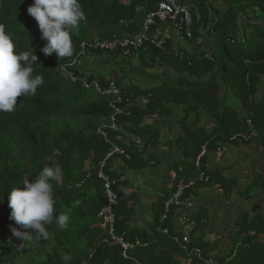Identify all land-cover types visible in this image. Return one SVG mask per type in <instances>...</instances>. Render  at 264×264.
I'll use <instances>...</instances> for the list:
<instances>
[{
	"label": "trees",
	"instance_id": "16d2710c",
	"mask_svg": "<svg viewBox=\"0 0 264 264\" xmlns=\"http://www.w3.org/2000/svg\"><path fill=\"white\" fill-rule=\"evenodd\" d=\"M221 1L227 6L223 11L215 7V0L191 1L199 7V15L197 9L194 12V36L201 26L209 29V37L215 39L213 59L205 57V51L201 54L176 53L170 45L160 49L147 43L137 51L144 60L141 68L166 63L179 72V77L175 81H159L147 89L133 87L127 92L126 98L137 93L148 96L149 101L146 106L132 107L131 115L119 117L121 133L146 134L145 127L140 125L148 114L169 115L173 112L169 105H185L186 116L203 108L216 122L210 133L202 130L197 122L190 126L197 131L195 134L188 130V138L192 136L196 140L191 154L195 159L203 143L207 142L210 150L215 149L219 142H237L242 136L252 135L253 130L264 142V94L258 98L264 79V0ZM80 2L87 21L81 22L78 32L73 33V55L60 59L55 52L45 55L42 51L47 41L41 38L37 21L28 13L34 0H0V24L5 25L6 31L12 35L18 52L35 51L38 60L33 65V74L44 78V84L38 87L35 95L17 97L14 111L0 113V260L12 261L11 255L15 254L20 259L19 264H65L62 257L68 254L71 260L67 264H179L175 255H184L187 249L193 256L192 264H205L207 244H194L191 239V245H188L183 236L173 232L174 207L167 219L161 220L165 199L160 202V211L155 214L150 229L130 227L135 208L129 204L137 198L129 191L134 180L111 170L116 157L107 159L103 167V172L115 181L114 189L121 196L114 207L117 217L115 233L124 235L131 243L139 239L142 244L134 245L127 251L128 258L124 257L122 246L111 242L107 229L101 226L100 212L108 199L99 172L111 145L97 130L107 121L112 110L106 96L85 88L81 78L73 81L65 77L62 66L79 55L85 42L136 33L159 0ZM139 7L142 10L139 11ZM96 53L122 57L120 51ZM79 68L70 70L77 76L84 75ZM107 83L103 80L104 85ZM223 84L227 92L219 96ZM230 93L246 109L245 117H240L235 104L228 101ZM198 130L203 132L202 135ZM151 133L156 136V131ZM118 135L119 132H110V140L124 147ZM125 147L130 158L123 163L131 170H141L157 162L153 157L145 158L136 146ZM45 166L59 169V184L54 182L56 214L62 208L71 209L67 228L59 230L55 224L47 225L46 238L39 237L31 228L16 225L10 218L9 207L12 188L24 187L23 178L27 175L34 179ZM13 226L29 232L30 239L22 241L13 236ZM167 227L170 232L165 234L162 229ZM241 232L245 233L246 241L255 247L260 246L258 236L264 233V222L246 223ZM201 247L204 256H194L195 249ZM27 249L34 252L29 254ZM252 252L256 256L254 247ZM244 256L246 251L240 247L231 264H255L259 259L254 258L253 262Z\"/></svg>",
	"mask_w": 264,
	"mask_h": 264
},
{
	"label": "crops",
	"instance_id": "0c3cea01",
	"mask_svg": "<svg viewBox=\"0 0 264 264\" xmlns=\"http://www.w3.org/2000/svg\"><path fill=\"white\" fill-rule=\"evenodd\" d=\"M191 1L185 0L184 3H191ZM214 4L222 11L227 7L221 0H215ZM196 9L199 15V7L196 6ZM208 32L207 27L201 26L199 33L195 36V38L205 37L203 45H199L195 38H186L170 23L156 25L152 30V36L165 40L164 48L160 49H166V46L170 45L176 53L201 54L204 51L215 52L216 49L215 39L209 37ZM122 58L125 61L120 64ZM143 62L140 52L138 54L135 52L130 58H114L91 52L79 70L83 74L101 76L107 81L114 77L125 94L133 87L147 89L159 81H175L179 77V72L166 63L161 66L149 64L143 69L141 68ZM226 92L227 88L223 84L219 96L225 95ZM263 94L264 79L260 85L258 98H261ZM148 98V96L134 93L129 100L132 102V107H141L147 105ZM227 98L229 102L235 104V109L240 117L247 115L246 109L238 104L231 93ZM169 107L173 110L169 115L158 112L145 117L140 126L145 127L146 134L121 133L120 131L118 135L125 146H136L143 152L145 158L153 157L157 160L155 164L141 170H131L125 167L123 161L126 158L119 156H116L111 164L112 171L121 172L123 178L134 180V186L129 191L134 193L137 198L129 204L135 208L129 222L130 227L138 226L140 229H150L155 214L160 211V202L164 199L168 200L173 195L178 179L187 180L188 177L194 184L186 192V196L194 201L195 206L186 208L184 212L199 223L191 233L189 228L179 221L178 211L174 207L176 218L173 219V232L183 237L190 232L191 239L198 241L197 243L196 240H192V243L207 244L205 248L208 251L207 257H210L211 253L217 263L231 264L242 247V250L246 251L244 258L249 257L247 259H252L254 262V258L259 257L255 264H264V233L258 236L262 245L255 247L254 244L246 241L245 233L241 232L242 225L245 226L246 223L259 222L260 224V222H264V142L253 130L252 137L249 138L250 141L242 136L237 142H219L217 148L211 150L208 148L207 142L203 143L201 151L195 159L191 154L195 149L196 140L192 136L188 138V130H194L190 126H194L197 122L202 130L210 133L214 130L216 122L203 108L186 116L185 105H169ZM152 131H156V136L152 135ZM198 132L200 135L203 133L200 130ZM202 159L204 160L203 166ZM201 172L210 176L211 183L201 180ZM215 184H219V186H215ZM250 234L254 235V232ZM189 244L191 245V241L188 242ZM253 247L257 253L256 256L252 252ZM201 249L203 252L204 249L202 247ZM185 251L184 255H175V258L179 264H192L193 256L187 249Z\"/></svg>",
	"mask_w": 264,
	"mask_h": 264
},
{
	"label": "clouds",
	"instance_id": "9594fccd",
	"mask_svg": "<svg viewBox=\"0 0 264 264\" xmlns=\"http://www.w3.org/2000/svg\"><path fill=\"white\" fill-rule=\"evenodd\" d=\"M28 13L37 21L41 38L47 43L42 48L45 55L54 52L60 59L73 55V33L78 32L87 15L80 0H34ZM38 56L31 51H17L12 35L0 24V113L12 112L17 105V97L33 96L44 84L40 74H33V65ZM59 169L45 166L34 179L25 176L24 187L12 188L9 196L10 218L22 228H31L39 237H47L46 226L55 224L59 230L67 228L70 208H62L56 214L57 197L54 182L59 184ZM2 202V200H0ZM77 204L79 201L76 202ZM12 234L17 239H30L26 231L13 226ZM62 259L67 264L71 256Z\"/></svg>",
	"mask_w": 264,
	"mask_h": 264
},
{
	"label": "built area",
	"instance_id": "2783aa9c",
	"mask_svg": "<svg viewBox=\"0 0 264 264\" xmlns=\"http://www.w3.org/2000/svg\"><path fill=\"white\" fill-rule=\"evenodd\" d=\"M132 1V0H131ZM196 5L194 3H182L181 0H159L157 7L150 11L140 29L132 34L125 37L114 36L110 39H95L93 42L83 43L82 50L76 58L69 60L66 64L62 66V71L65 77L76 81L78 78H81V83L87 89H93L97 93L106 96L109 99V106L112 110L111 114L107 118V121L101 125L97 132L110 143L111 148L106 157V159L101 163V170L99 176L104 180L105 190L108 202L106 206L101 210L100 216L103 219L101 225L108 230V233L111 238V242L118 243L123 248V256L128 258L127 251L130 250L134 245L141 246V241L136 240L134 243L128 242L125 240L124 235L119 236L115 233V223H116V214L114 212V207L118 205V202L121 199L119 193L114 189L115 181L112 180L103 172V167L107 159L119 156L121 158L129 159L130 155L126 149L110 140V132H120L121 128L119 125L120 116H129L131 115L132 102L129 98L125 97L124 90H122L121 85L114 77L108 79L106 85L103 84V77L101 76H92L87 74L77 76L70 68H78L84 65L85 60L89 57L91 51H103L105 53L120 51L122 57H131L141 48H143L147 43H152L158 48H164L165 40L152 37L153 28L159 23L162 24H172L178 30H180L183 35L188 39H194V33L192 26L194 23V12ZM138 10H142V7H139ZM199 45H203L205 42L204 36H198L195 38ZM205 57L213 59L212 51H205ZM91 78V79H90ZM249 139L252 136H244ZM201 157V155H200ZM200 178L205 183H211V178L205 172L200 173ZM194 182L187 181L183 178H180L176 182V189L173 195L166 200L164 204V214L161 217V220H166L167 216L171 212V209L175 207L178 211L177 217L179 221L189 228L192 233L193 230L198 226V222L191 218L189 214H186L184 211L186 208H193L195 206L194 201L186 196V192L193 186ZM219 186V184H215ZM165 234L169 233L168 228L162 229ZM184 235V240L189 242L191 240V233ZM194 256L199 258L203 257L202 249L196 248ZM205 264H220L217 263L213 257H205ZM138 264H142L138 262Z\"/></svg>",
	"mask_w": 264,
	"mask_h": 264
},
{
	"label": "rangeland",
	"instance_id": "374dc122",
	"mask_svg": "<svg viewBox=\"0 0 264 264\" xmlns=\"http://www.w3.org/2000/svg\"><path fill=\"white\" fill-rule=\"evenodd\" d=\"M137 57H138V55H137ZM91 58V57H90ZM124 61H125V59H121L120 60V64H122V63H124ZM127 62H129V60L127 59ZM192 133H197V131L194 129V130H192ZM143 228H141V230H142ZM27 252L29 253V254H32L33 252H34V250H32V249H27ZM13 258H12V261H5V260H7V259H2V260H0V264H19L20 263V259H18L17 258V256L15 255V254H13V255H11Z\"/></svg>",
	"mask_w": 264,
	"mask_h": 264
},
{
	"label": "bare ground",
	"instance_id": "6f19581e",
	"mask_svg": "<svg viewBox=\"0 0 264 264\" xmlns=\"http://www.w3.org/2000/svg\"><path fill=\"white\" fill-rule=\"evenodd\" d=\"M154 33H155V32H154ZM152 37H153V36H152ZM149 53H150V52H149ZM186 151H187V150H186ZM186 151H185V152H186ZM187 162H188V161H187ZM212 179H213V178H212ZM213 182H214V181H213ZM225 187H226V186H225ZM229 187H230V186H229ZM229 189H230V188H229Z\"/></svg>",
	"mask_w": 264,
	"mask_h": 264
}]
</instances>
